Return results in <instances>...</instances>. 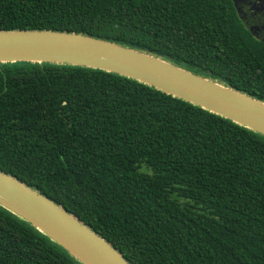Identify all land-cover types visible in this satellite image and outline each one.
Here are the masks:
<instances>
[{
    "label": "trees",
    "instance_id": "16d2710c",
    "mask_svg": "<svg viewBox=\"0 0 264 264\" xmlns=\"http://www.w3.org/2000/svg\"><path fill=\"white\" fill-rule=\"evenodd\" d=\"M0 30L75 32L264 101L233 0H0ZM0 171L130 264H264V136L103 70L0 63ZM0 264H82L0 205Z\"/></svg>",
    "mask_w": 264,
    "mask_h": 264
},
{
    "label": "water",
    "instance_id": "95a60500",
    "mask_svg": "<svg viewBox=\"0 0 264 264\" xmlns=\"http://www.w3.org/2000/svg\"><path fill=\"white\" fill-rule=\"evenodd\" d=\"M247 29L264 43V0H233ZM51 63L115 73L154 87L264 136V101L155 55L75 32L0 30V63ZM0 205L82 264H130L65 208L0 171Z\"/></svg>",
    "mask_w": 264,
    "mask_h": 264
}]
</instances>
